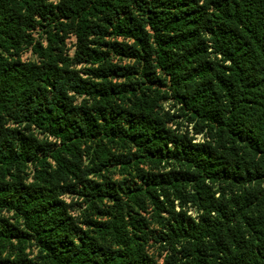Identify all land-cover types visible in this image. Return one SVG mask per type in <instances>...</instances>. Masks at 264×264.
<instances>
[{"label": "trees", "instance_id": "obj_1", "mask_svg": "<svg viewBox=\"0 0 264 264\" xmlns=\"http://www.w3.org/2000/svg\"><path fill=\"white\" fill-rule=\"evenodd\" d=\"M0 264H264V0H0Z\"/></svg>", "mask_w": 264, "mask_h": 264}]
</instances>
